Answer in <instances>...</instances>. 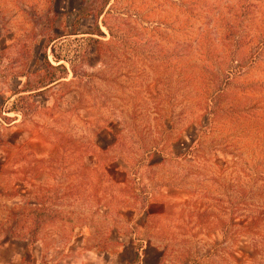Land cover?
I'll return each instance as SVG.
<instances>
[{
	"label": "rangeland",
	"instance_id": "obj_1",
	"mask_svg": "<svg viewBox=\"0 0 264 264\" xmlns=\"http://www.w3.org/2000/svg\"><path fill=\"white\" fill-rule=\"evenodd\" d=\"M219 13L253 41L205 69L194 41ZM52 47L66 77L29 91ZM121 234L264 264V0H0V254L64 264Z\"/></svg>",
	"mask_w": 264,
	"mask_h": 264
},
{
	"label": "trees",
	"instance_id": "obj_2",
	"mask_svg": "<svg viewBox=\"0 0 264 264\" xmlns=\"http://www.w3.org/2000/svg\"><path fill=\"white\" fill-rule=\"evenodd\" d=\"M89 1V0H85ZM248 21V17L240 18L239 16H233V15H223L222 13H219L217 16H207L202 21V33L200 34L197 39H195V44L199 47V51L202 55L203 63H205L204 68L208 69V67L215 63L216 60L225 59V62L228 61L230 58L231 62L236 61L239 63L241 59L244 57L242 54L247 55L250 51V43L252 42L253 38L250 34L246 33L248 30V25L246 23ZM245 26V27H244ZM246 28L245 31H240L242 28ZM241 32V33H240ZM254 36V35H253ZM234 51L233 55L226 54V56L220 54L223 51L225 52H231ZM53 57L58 63V65H54L49 60V55L45 54V62L50 68L49 71H46L42 77H41V86L34 88L30 86L29 91H36L39 89L46 88L50 86L51 84L57 82L61 78L66 77V74L68 72V67L61 63L63 60H66L65 57H62V55L58 54L55 47H52ZM237 54V55H236ZM237 56V57H236ZM247 57V56H246ZM255 56H252L254 58ZM232 67L228 69V72H226V79L225 85L231 83L233 80L232 78ZM57 71H62L60 75L57 74ZM65 74V75H61ZM224 85V87H225ZM50 88V87H49ZM46 88V89H49ZM45 89V90H46ZM38 91V92H43ZM225 89H218L216 91V94L214 97L211 98V100H207L205 105L200 107L199 111H207L212 110L214 108V104L217 101V97L219 95H223L225 93ZM211 97V96H210ZM211 108V109H210Z\"/></svg>",
	"mask_w": 264,
	"mask_h": 264
},
{
	"label": "crops",
	"instance_id": "obj_3",
	"mask_svg": "<svg viewBox=\"0 0 264 264\" xmlns=\"http://www.w3.org/2000/svg\"><path fill=\"white\" fill-rule=\"evenodd\" d=\"M120 242L119 249L113 250H93L77 253V256L68 257L64 264H192L191 262L180 263L169 259L161 248L153 245L149 241L137 237V235L124 236L112 240ZM2 247L8 251L6 255L0 254V264H22L23 253H19L9 247ZM130 249L128 255L126 251ZM62 264V263H61Z\"/></svg>",
	"mask_w": 264,
	"mask_h": 264
}]
</instances>
